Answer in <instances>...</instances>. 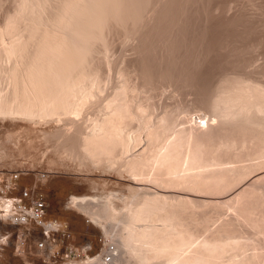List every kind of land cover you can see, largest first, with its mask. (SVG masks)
I'll list each match as a JSON object with an SVG mask.
<instances>
[{
	"label": "bare ground",
	"instance_id": "obj_1",
	"mask_svg": "<svg viewBox=\"0 0 264 264\" xmlns=\"http://www.w3.org/2000/svg\"><path fill=\"white\" fill-rule=\"evenodd\" d=\"M5 1L13 7L0 18V120L73 124L56 135L82 164L184 193L136 187L122 214L94 196L70 197L110 222L106 234L120 240L114 264H264V173L246 182L264 165V61L251 72L243 58L264 41V11L251 18L261 0L246 4L258 6L249 15L228 12L235 0ZM107 27L135 37L114 76L105 71ZM166 90L193 102L158 111L153 98Z\"/></svg>",
	"mask_w": 264,
	"mask_h": 264
},
{
	"label": "rangeland",
	"instance_id": "obj_2",
	"mask_svg": "<svg viewBox=\"0 0 264 264\" xmlns=\"http://www.w3.org/2000/svg\"><path fill=\"white\" fill-rule=\"evenodd\" d=\"M245 1L243 2V0H237V1L235 0L234 3L233 2L230 3V5L232 6L230 5L229 6L231 8L233 7L234 9L233 8L231 9L229 6H227V8H229V10L227 9L228 12L231 10L229 13L232 15L238 12L239 13L242 12L246 14L247 12L248 13L252 12L254 7L256 6L253 5L254 7L251 6L253 9H250L251 7L247 8L248 6H250L249 4L251 5L254 3L257 4L256 2H258V0L257 1L249 0L246 2ZM253 1L256 2L252 3ZM3 3L4 2H2L1 0L2 6L0 5V18H2V16L5 15L4 11L5 12L8 11L6 10L7 8L12 9L13 7V5L11 6L13 1L12 3H10V1L7 2L5 1L4 3L5 5H3ZM258 3L259 4L261 3V5L264 7V0H261ZM246 4L248 6H246ZM259 4L257 5L259 6ZM242 5L243 6L245 5L243 7L244 9L241 7ZM258 8L259 9L257 8L254 9L252 14L249 13L252 15L251 18H256V17L259 18L258 16H260L261 18L262 14H264V12H262L261 14V11H264L263 10L264 8L260 9V6ZM242 9L244 11L245 9H249L250 11L247 10L244 12L242 11ZM153 10H154V6L150 8V10L147 12L148 14L147 18L149 19H146L145 21V23L147 22L146 24L149 23L147 20H150V17H152ZM222 10L223 8H221V10L220 9L217 10L216 14H218L220 11L222 12ZM226 12L227 11H225V13ZM248 13L247 15H249ZM226 14L228 15V13ZM219 15L222 16L221 14ZM261 23H262L261 31H263L264 15L261 18ZM107 28L109 29L108 30L103 29L105 31V32L103 31L105 38L106 37L108 38V40H106L108 51L106 50L107 53L105 51L104 52L108 57V59L107 58L106 59L108 60V62L109 61L111 62V65L110 63H108L107 66L105 65L104 66L106 67L105 71L108 70L111 71L112 69L111 72L110 71L107 72V76H108L114 74L115 68L114 66H112L113 63L114 64L118 63L119 66H117L118 64L115 66L119 68L125 64L123 63L124 60L128 61L132 59L134 53L133 51H131L133 49L131 47L132 44L134 43L132 42V40H134L135 37L131 39V41L125 42V33L122 29L118 28L119 30L118 31L116 30V28H110V27ZM112 29H115L116 31ZM106 30L110 32L109 35L107 36L106 34L108 33ZM112 33L114 34L112 35ZM236 43L234 45L238 47L236 46L235 47L239 48L241 45L240 44L241 41L239 42V44ZM258 43L259 45L264 44V41L263 43L262 40L261 43L260 41L253 43L254 49L252 50L251 48H249L248 51L246 50L247 53L249 54L251 52L253 53L255 49H258L256 51L257 57L255 56L256 52H254L253 54L251 53V55H249L248 58H245V52L243 54L244 61H247V59L252 61L251 65L248 66L247 68V70L251 72H253V70H250L252 66L254 68V65L256 64L255 65L256 68L258 65H260V63L263 64L264 61L263 59L264 45L262 46L263 48L262 49L261 47H259ZM234 45L233 48L236 49ZM99 47H101V44H99ZM99 47H98L99 50L104 49L103 44H102L103 49H100ZM259 54L260 56H258ZM98 55L99 56H96V61L98 60V62L96 61L95 62L103 65V62L105 61L103 60L104 53L99 52ZM254 60H255V64L253 63ZM104 66L102 68H105ZM108 66H111V69L110 67L109 69H107ZM253 74L254 75L256 74L255 71ZM106 79H107L106 84L108 86H111V83H109L110 81L109 77H107ZM173 96L171 92H169V90H166L164 93L156 95L153 99H156L154 100V102L156 101V104L158 106V111L159 110L161 111V107L164 105L174 106L177 102L179 103V100H180L179 105L181 106L184 105L190 106L193 102L191 96H184V95L180 97L179 96L173 97ZM153 99L151 101H153ZM189 101L191 104L188 103ZM178 103L176 105H178ZM181 103H183V105ZM94 112H97V106L96 107L93 106L92 110L90 108L88 114L91 113V115H95L96 113ZM198 116L199 115L194 114L193 118L196 122L198 121L199 123L200 120ZM38 122L39 123L37 122L30 123L29 121H25V120L13 121L10 119H6L4 121L0 120V180L7 179L11 171H19V170L29 171L27 178L23 180V184H25L28 188H31L35 193V195L37 193L43 194L44 200L47 205V217L49 219H56L60 222H63L70 228L72 234L73 246L78 247L85 243H90L92 245L90 257H95L104 248V236L107 235L106 233L110 230L109 227L110 222L106 219L97 221L93 219L89 214H86L81 210L73 207L70 201L71 200L70 197H72L73 195L87 196V197L94 196L97 199H94L93 205L100 204L101 201L103 203L106 202L108 203V205H110L111 207L110 209L113 210L114 213L122 214L123 212H125L124 207L126 202L128 201L127 199H130L132 189L136 187H144L146 189H150V191L153 190L152 192L156 190L161 193L184 194L182 191L176 189L166 190L149 182H145L141 184L136 183L132 178H130L128 173H121L118 167H114L113 169L111 168L112 169L111 170V169H106L103 166L91 165V163L82 164L79 160L74 159L73 156L71 157L70 154H67L61 148L60 146L61 138L58 140L59 135H56L57 132L56 130L60 128L65 129L66 126H68L71 129L73 127V124H70L69 126L67 123H65L67 125L64 126V122L61 123H57L55 121L54 122L38 121ZM56 136L58 137L56 138ZM261 166H262L261 172L260 170H258V172L260 173H258L257 171L256 173L254 172L253 173L254 175L251 176V178L249 177L246 182L251 183V179L252 178L255 179L256 174L258 176V174L261 175L264 173V169H263L264 165ZM38 172H46L47 177L44 180H39L37 176ZM254 179H252V181ZM247 186L248 184L240 188L236 187L235 191L233 192H237V191L239 192L245 189ZM189 196L194 198H199V196L196 193L195 194L189 193ZM211 200H216V199L211 198ZM118 225H120V223ZM17 232L18 229L16 227L0 222V264H44L31 251L26 250L25 253H19L16 250L17 243L15 242V235ZM111 235H112L110 236L111 240L113 238V242L115 241V243L119 245L120 240L118 239V237L116 236L113 237V234ZM6 236L9 237L5 238ZM70 263L76 264L73 262H64L57 264H70Z\"/></svg>",
	"mask_w": 264,
	"mask_h": 264
},
{
	"label": "built area",
	"instance_id": "obj_3",
	"mask_svg": "<svg viewBox=\"0 0 264 264\" xmlns=\"http://www.w3.org/2000/svg\"><path fill=\"white\" fill-rule=\"evenodd\" d=\"M28 174L26 170L11 171L7 179L0 180V222L18 229L16 250L19 253L29 250L44 264H114L117 245L108 235L104 236V248L95 257H90V243L78 247L72 245L70 228L47 217L43 194L35 195L31 188L23 184ZM37 176L39 180H44L47 173L38 172Z\"/></svg>",
	"mask_w": 264,
	"mask_h": 264
}]
</instances>
